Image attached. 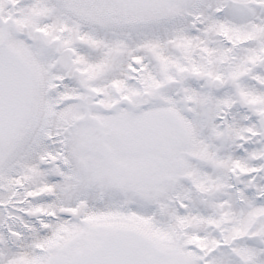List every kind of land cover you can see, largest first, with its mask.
I'll return each instance as SVG.
<instances>
[{
	"label": "snow or ice",
	"instance_id": "obj_1",
	"mask_svg": "<svg viewBox=\"0 0 264 264\" xmlns=\"http://www.w3.org/2000/svg\"><path fill=\"white\" fill-rule=\"evenodd\" d=\"M0 264H264V0H0Z\"/></svg>",
	"mask_w": 264,
	"mask_h": 264
}]
</instances>
